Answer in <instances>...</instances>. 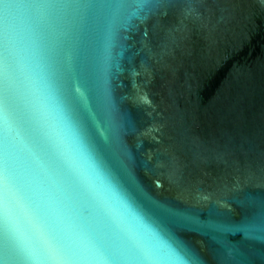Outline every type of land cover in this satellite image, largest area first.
<instances>
[{
	"label": "water",
	"instance_id": "water-1",
	"mask_svg": "<svg viewBox=\"0 0 264 264\" xmlns=\"http://www.w3.org/2000/svg\"><path fill=\"white\" fill-rule=\"evenodd\" d=\"M0 35V264H264V0H0Z\"/></svg>",
	"mask_w": 264,
	"mask_h": 264
},
{
	"label": "snow or ice",
	"instance_id": "snow-or-ice-1",
	"mask_svg": "<svg viewBox=\"0 0 264 264\" xmlns=\"http://www.w3.org/2000/svg\"><path fill=\"white\" fill-rule=\"evenodd\" d=\"M144 3H159L160 0H143ZM11 56L8 43L0 35V77L3 76L5 69H8V60ZM33 131L37 142L41 148L48 149L54 159L67 166L69 174L73 173L72 168L66 163V136L64 129L56 123L47 119L41 113L33 123ZM18 189L14 180L8 176L3 167L0 166V240L11 238L18 240V232L11 222L8 210V200L15 197ZM40 242L43 245L46 258L52 264H65L67 261H73L83 258V253L73 242L71 234H68L62 242L54 244L46 236H41Z\"/></svg>",
	"mask_w": 264,
	"mask_h": 264
}]
</instances>
